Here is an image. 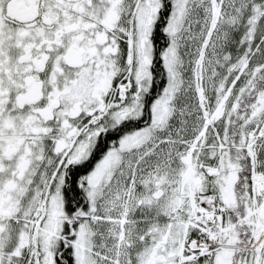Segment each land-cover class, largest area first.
Instances as JSON below:
<instances>
[{
  "label": "snow or ice",
  "instance_id": "snow-or-ice-1",
  "mask_svg": "<svg viewBox=\"0 0 264 264\" xmlns=\"http://www.w3.org/2000/svg\"><path fill=\"white\" fill-rule=\"evenodd\" d=\"M0 264H264V0H0Z\"/></svg>",
  "mask_w": 264,
  "mask_h": 264
}]
</instances>
